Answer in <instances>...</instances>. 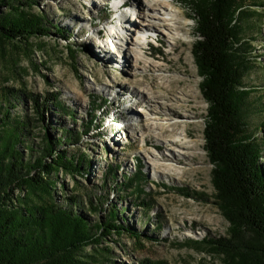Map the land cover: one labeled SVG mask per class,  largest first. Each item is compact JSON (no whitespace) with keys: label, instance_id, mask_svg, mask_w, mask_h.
Masks as SVG:
<instances>
[{"label":"rangeland","instance_id":"374dc122","mask_svg":"<svg viewBox=\"0 0 264 264\" xmlns=\"http://www.w3.org/2000/svg\"><path fill=\"white\" fill-rule=\"evenodd\" d=\"M94 1L98 3L93 5ZM134 1L119 3V8L127 11L119 13L126 20L138 13L131 9ZM170 1L186 17L185 31L189 36L177 40L174 52L173 40L161 34L157 38L162 46L151 44L150 50L144 51L149 63L146 66L141 62V69L134 73L118 56L120 52L112 47V42L111 45L107 42L112 41L107 29L112 10L106 5L107 0H35L31 12L44 17L49 33L32 36L27 42L0 39V94L8 87L19 97V104L10 108V122L30 121L24 131V144L18 145L23 159L26 161L31 154L27 144L35 151L40 150L45 133L59 138L70 129L74 134L73 139H66L58 148L74 158L79 172L52 170L50 175L55 183L51 188L52 200L47 198V201L66 205L71 202L68 197L76 196L80 210L92 223L99 219L106 221L110 209L117 205L125 208L120 214L121 222L139 234V238L115 231L99 234L97 250L90 245L84 253L94 255L100 264H230L223 254L203 242L204 238L225 236L230 224L215 202L213 165L204 147V129L210 116L201 90L204 78L192 53L198 39L197 23L191 2ZM245 3L253 17L244 21L243 37L253 49L250 51L251 71L244 79L243 90L249 94L244 116L248 130L262 146L264 164V0H246ZM3 9L6 11L5 7ZM101 41L107 45L101 46ZM146 84L156 93L161 115L146 114L150 106L143 105L136 96L137 87ZM52 91L60 93L61 99L69 104L73 118L47 106L41 111L44 117L41 121L42 115L37 113L32 100L25 97L32 93L44 98ZM181 91L188 95L183 102H177L176 96ZM5 102L2 113L11 106ZM138 107L143 110L137 111ZM93 116L97 117L96 121L88 133L83 134ZM155 117L165 122L168 121L164 117H177L179 123L172 124L166 134L184 133L191 150L182 149L185 144L176 146L158 138L154 131L143 134L146 123L161 122ZM8 131V126L0 125V133ZM158 145L160 149L156 148ZM171 147L176 148L173 152L183 164L174 166L175 170L166 174L163 173L164 161L158 159L167 158ZM178 150L192 155L186 159ZM50 161L48 158V163ZM138 169L143 172L141 184L147 192L149 206L142 205L134 190L124 187L127 183L124 176H133ZM25 194L26 190L16 189L14 198L21 199ZM90 199L98 211L91 209Z\"/></svg>","mask_w":264,"mask_h":264},{"label":"trees","instance_id":"16d2710c","mask_svg":"<svg viewBox=\"0 0 264 264\" xmlns=\"http://www.w3.org/2000/svg\"><path fill=\"white\" fill-rule=\"evenodd\" d=\"M188 2L197 23L198 39L192 53L204 78L201 90L209 105L204 147L213 165L215 202L230 224L225 236L204 238L203 242L223 254L230 264H264L263 150L258 138L248 130L244 116L249 104V94L243 90L244 79L251 71L253 47L245 42L243 23L253 17L252 10L247 9L246 0ZM35 5V0H0V39L27 42L32 36L47 35L50 29L44 17L31 12ZM1 96L0 125L8 126L9 131L0 133V264H100L94 255L84 253L90 245L97 250L99 234L115 231L139 238L136 231L120 220L125 208L114 205L106 221L99 219L92 223L80 210L76 196L68 197L71 202L66 205L47 201V198L52 200L51 188L55 183L50 175L52 170L79 172L74 158L58 148L66 139H73L74 134L70 129L59 138L45 133L40 150L35 151L27 144L31 154L25 161L18 145L24 144V131L30 121L12 124L10 108L19 104L18 93L4 87ZM26 96L42 115L41 121H44L41 111L47 106L74 117L71 107L58 92H48L44 98L32 93ZM5 101L11 106L2 113ZM96 118L93 116L88 121L83 134L88 133ZM48 128L46 125L45 132ZM124 179L127 182L124 187L134 190L142 205L149 206L147 192L141 184L142 169L133 176L126 174ZM16 189L26 190L23 198H14ZM89 205L98 211L92 199Z\"/></svg>","mask_w":264,"mask_h":264},{"label":"bare ground","instance_id":"6f19581e","mask_svg":"<svg viewBox=\"0 0 264 264\" xmlns=\"http://www.w3.org/2000/svg\"><path fill=\"white\" fill-rule=\"evenodd\" d=\"M121 2L122 0L114 1L113 6L119 7V3ZM97 3V1H94L93 5ZM131 9L138 13H135V15H131L134 17L127 20L123 15L120 14L118 17V24L109 27L108 32L110 33V36L112 38V47L118 49V52H120V55L118 54V56H121L122 59L127 62V64L130 66L129 69L134 70L132 71L134 73L141 69V62L145 63V65L149 63V60L146 59L147 56L144 52L145 50L143 49L148 34L154 35V37H159L161 36V34H164L171 38L173 40V42H171V45H174L173 47H171V49L174 52H176L175 46L177 45V40L181 38L187 39L189 35L188 32L185 31L186 27L188 26L186 17L182 16L180 11H178V9L170 0H135L131 6ZM135 18L136 20H134ZM100 44L101 46L107 45V43L104 44L103 42ZM156 66L159 67L158 64H156ZM177 81L180 83L179 79ZM135 87H137V85ZM137 89L138 94H136V96L138 95V98H140V101L143 103V105L146 104L150 106V108H146L145 113L152 116H157L158 114H160L161 112H159V101L157 100V96L155 95L156 93L153 91V88L150 85L146 84L137 87ZM186 95L188 94L184 91H181L180 94L176 96L178 98L177 102H183L185 100L184 96ZM151 106H154L155 109H153ZM138 110L143 109H141V107H138L137 111ZM175 118L177 119V117H164V119H167L168 122L162 121L160 118H157L161 120V122L156 123L153 121V123H146L144 125L143 134L147 131H154L159 136L158 138L168 141L172 145L185 144L186 147L183 146L182 149L191 150L192 147L188 146L190 142L188 140V136H185L184 133H177L172 131V133L168 132L169 134H166V132L170 130V127L173 126L172 124L176 125L177 123H179L180 120L178 119L177 121H171ZM184 139L186 140L183 141ZM156 148L160 149V146L158 145L156 146ZM175 149V147H171L170 153L168 155L166 154L167 158L163 156L164 158L158 159V161H164L165 163L163 164V173L170 174L171 171L175 170L174 166L183 164L180 157H178L173 152ZM178 151L181 153V156L186 159H189L190 157L188 156L192 155L191 153L182 150Z\"/></svg>","mask_w":264,"mask_h":264}]
</instances>
